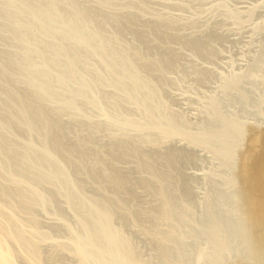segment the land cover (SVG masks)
Segmentation results:
<instances>
[{"label": "rangeland", "instance_id": "obj_1", "mask_svg": "<svg viewBox=\"0 0 264 264\" xmlns=\"http://www.w3.org/2000/svg\"><path fill=\"white\" fill-rule=\"evenodd\" d=\"M261 162L264 0H0V226L40 255L15 264H107L74 246L103 209L114 264H261Z\"/></svg>", "mask_w": 264, "mask_h": 264}, {"label": "bare ground", "instance_id": "obj_2", "mask_svg": "<svg viewBox=\"0 0 264 264\" xmlns=\"http://www.w3.org/2000/svg\"><path fill=\"white\" fill-rule=\"evenodd\" d=\"M10 3H12V0H10ZM49 12L45 17H42L37 10L32 11H23L25 13L31 14V20L32 23H35L40 31H43L45 29V26L47 22L53 20L56 16H58L61 13V3L55 2L52 3V5L49 6ZM81 14L78 13V16L76 17V21L81 20ZM78 32L74 30L72 32V36H77ZM23 41L25 43H28L29 38L25 37L23 38ZM34 70L28 71L29 74H31ZM34 87L36 90H43L45 92L43 96V100H45L50 93L48 92L46 85L40 83V82H34ZM43 119V116L41 114H38L36 118L31 121L29 127L33 128L36 126V124ZM38 123V124H39ZM53 136V135H52ZM177 153V152H176ZM175 152L171 155L172 157L179 156V154H176ZM173 159V158H172ZM48 161V152L45 151V158L39 163L44 164ZM256 172H251L249 175V178L254 182V190L258 191L259 194L264 198V162L258 163L255 166ZM113 181L116 184L117 187H124L126 186V179L123 177H119L117 175L113 176ZM259 183L256 187V184ZM24 200V199H23ZM111 216V211L109 209H103L101 212L100 217L95 222L93 226H84L85 231V237L83 241H76L74 246L76 253L79 257H82L83 259H87L91 257L92 255H96L99 253H102L107 247L113 246L114 250L111 254L107 255V264H114L113 262L115 260L123 259L126 253V250L122 245L115 243V235L109 231L108 228V220ZM250 227H251V234L254 240V243L252 244V250L254 253H256L258 256H262L261 264H264V220L262 218H252L250 219ZM0 264H15L13 253L11 252L12 243L8 246L7 243L13 242V244L18 245L19 248L26 252L30 253L32 261L37 262L39 260V252L36 248V246L31 241L30 237L29 239L27 237L21 236L19 234L20 232L17 231V224L16 227H2L0 226ZM19 232V233H18ZM94 237L96 238V242L93 244L92 240ZM10 247V249H9ZM122 264H136L135 259H131L129 261H126Z\"/></svg>", "mask_w": 264, "mask_h": 264}]
</instances>
